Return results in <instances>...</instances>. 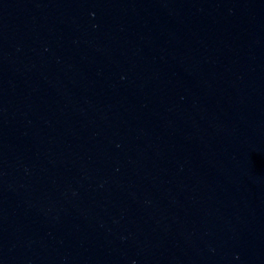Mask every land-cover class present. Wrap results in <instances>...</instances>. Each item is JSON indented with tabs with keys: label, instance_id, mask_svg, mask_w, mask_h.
I'll use <instances>...</instances> for the list:
<instances>
[{
	"label": "water",
	"instance_id": "1",
	"mask_svg": "<svg viewBox=\"0 0 264 264\" xmlns=\"http://www.w3.org/2000/svg\"><path fill=\"white\" fill-rule=\"evenodd\" d=\"M0 264H264V0H0Z\"/></svg>",
	"mask_w": 264,
	"mask_h": 264
}]
</instances>
